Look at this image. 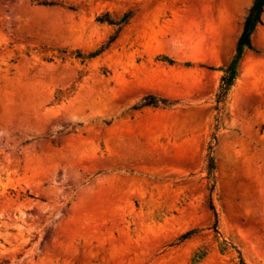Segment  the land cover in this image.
I'll return each mask as SVG.
<instances>
[{
  "label": "rangeland",
  "instance_id": "1",
  "mask_svg": "<svg viewBox=\"0 0 264 264\" xmlns=\"http://www.w3.org/2000/svg\"><path fill=\"white\" fill-rule=\"evenodd\" d=\"M253 3L0 0V264H264V14L212 140Z\"/></svg>",
  "mask_w": 264,
  "mask_h": 264
},
{
  "label": "trees",
  "instance_id": "2",
  "mask_svg": "<svg viewBox=\"0 0 264 264\" xmlns=\"http://www.w3.org/2000/svg\"><path fill=\"white\" fill-rule=\"evenodd\" d=\"M35 1L36 0H31L32 3H34ZM37 4L41 6H45V7H52V6L57 5L55 1L38 2ZM263 14H264V0H254L253 6L250 9L248 16L246 18V21L244 23L243 31H242V34H241V37H240V40L237 46L236 56L232 64L229 67H227V69L224 72V75L221 77L218 91L216 93L215 111L218 113L217 114L218 116L216 118L217 125L215 127V133L213 134V137H212L213 143H217L218 141L217 133L221 126L222 115L224 114V109L228 103L229 93L232 87L234 86L235 81L238 76L237 74L238 64L242 60L244 50L252 48L251 38L256 28L259 25L263 24V20H262ZM133 15H134L133 12H128L118 18H113L109 13L99 16L97 18L98 23H101V24L107 23L116 28L114 35L110 37L108 43L104 45L99 51L92 53L90 55H82L80 52H78L77 58L81 59L82 61H85L87 59L96 58L99 55H101L103 52H105L110 47V45L118 38L119 34L123 31V29L127 25H129L130 21L133 18ZM150 105H155V102H152V100L145 99L144 102L136 106V108H142V107H146ZM213 150H214V144L211 143L208 148L209 153L207 155L206 170L208 173L207 178L209 179V181H212V182L214 180L215 169H216L215 160L213 157ZM214 190H215V185L212 183L209 188L210 194L208 198V205L214 217V224L212 226V229L214 233L219 234V216H218V213L216 211L214 201H213ZM196 235H198L196 231L188 232L180 238V243L184 242L185 240H189ZM228 245L229 244L226 241H223V246H224L222 247L223 252L229 249ZM231 248L235 249L233 246H231ZM206 255L207 253L205 252H199L195 254L194 259H193L194 264L200 263L206 257ZM240 264H246L241 256H240Z\"/></svg>",
  "mask_w": 264,
  "mask_h": 264
}]
</instances>
